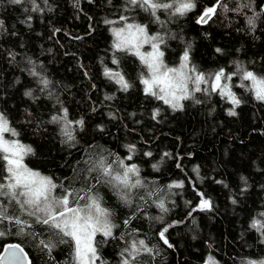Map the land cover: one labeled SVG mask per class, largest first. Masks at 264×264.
Wrapping results in <instances>:
<instances>
[{
	"label": "trees",
	"instance_id": "obj_1",
	"mask_svg": "<svg viewBox=\"0 0 264 264\" xmlns=\"http://www.w3.org/2000/svg\"><path fill=\"white\" fill-rule=\"evenodd\" d=\"M213 2L197 0V8L182 17L169 19L166 13H158L166 21L163 28L146 12L138 21L147 24L150 33L165 36L162 49L168 65L178 64L187 49L191 64L205 74L219 68L236 72L239 65L264 75V13L256 19L254 30L245 15L222 10L207 24H198L203 8ZM239 2L223 0L229 9ZM37 3L42 12H32L30 2L13 5L0 0V19L5 21L0 28V111L21 141L33 148L34 153L26 157L31 168L82 196L92 188L112 211L119 227L115 238L100 244L107 264H119L118 253L131 239H144L153 248L151 255L142 253L136 264H204L209 254L219 264L264 258V237L251 227L252 220L264 212V102L254 98L250 87H239L242 81L237 75L231 82L242 100L236 115H229L233 106L216 92H196L181 102L182 109H173L144 93L140 76L147 70L139 58L112 47L111 28L120 24L119 16L133 18L131 11H124L126 0ZM263 3L255 0V10ZM244 12L252 15L249 9ZM106 19L117 23L105 24ZM114 54L118 65L112 63ZM105 67L124 74L131 87L121 90L104 75ZM33 70L40 77L33 76ZM40 78L51 81L43 92ZM28 91L33 95H26ZM62 108L68 109L69 120L84 121L83 126L70 125L72 142H65L63 125L51 121L52 115L62 114ZM127 145H135L136 151L126 163L138 165L143 181L131 192V206L104 182L98 167L101 158L111 163L117 156L129 155ZM147 152L152 155L146 156ZM90 168L95 170L89 172ZM178 181L184 182L182 188L169 189ZM199 192L212 200V210L192 211L199 203ZM60 194L57 189L56 195ZM161 200L167 211L158 206ZM0 201L5 207L3 197ZM10 205L7 214L19 216L31 227L20 233L12 221L0 223V231L6 233L0 236V251L7 243H19L32 264H68L71 248L59 243L56 231L36 223L15 202ZM129 219L125 225L123 221ZM170 224L174 226L166 236L171 248L158 236ZM41 240L56 246L48 251Z\"/></svg>",
	"mask_w": 264,
	"mask_h": 264
},
{
	"label": "snow or ice",
	"instance_id": "obj_2",
	"mask_svg": "<svg viewBox=\"0 0 264 264\" xmlns=\"http://www.w3.org/2000/svg\"><path fill=\"white\" fill-rule=\"evenodd\" d=\"M30 2L32 12H42L43 9L37 3V0H10L13 5H23ZM47 4L48 0H44ZM255 0H240L236 8L229 9L223 0H214L208 6H205L197 18L198 24H207L219 11L237 12L245 15L247 25L254 30L255 21L261 13H264V4L260 5L259 11L254 8ZM197 0H126L124 11H134L136 9L148 13L153 21L162 28L166 21H162L158 13H166L171 19L176 16H185L189 12L197 8ZM244 9L252 11L251 16H247ZM24 12L29 9L25 7ZM31 16L26 17V21H30ZM119 21L123 22L122 26L112 27L111 32L114 36L113 49L115 52L131 53L139 58L140 62L145 66L146 73H141L140 82L143 84V91L146 95H151L164 104L169 105L173 109H182L184 100L190 99L196 92H216L227 100L233 106L229 110V115H236L235 108L242 103V100L232 90L233 77L239 75L241 84L239 87H250L257 101L264 102V75H258L254 71H250L237 65L236 72H227L225 68H219L211 74H205L191 64L190 53L186 49L180 57L178 67H170L165 63V52L162 46L166 44L165 36L160 32L150 33L147 24L137 23L134 18L128 15H120ZM105 24H116L117 21L105 20ZM5 21L0 19V28H4ZM6 30V29H5ZM56 31H59L57 29ZM144 45H149L151 51H141ZM217 52L221 49L217 48ZM9 55H12L11 53ZM15 58L14 56L12 57ZM113 64H119V59H112ZM33 76L40 77V73L33 70ZM104 75L115 81L121 90L127 91L131 84L120 71H114L105 67ZM243 81L250 82L245 85ZM38 83L43 87V92L49 87L51 81L47 78H40ZM193 87L190 88L189 84ZM207 85L208 87H201ZM32 96V91L25 93ZM51 93H49L50 95ZM110 99V97H108ZM200 101H197L199 103ZM61 115H52L53 123L62 124V132L66 137L65 142L75 140L70 125L73 123L83 126V119L71 121L68 119V109L62 108ZM159 110L155 114H158ZM11 137V138H9ZM19 137V132L12 126L7 115L0 111V162H2V171H0V197H5L9 202H15L19 205L22 213H26L29 217H34L36 223L44 224L54 229L59 235V243L69 245L71 248V256L68 264H107L101 254L100 244L108 239L115 238L114 230L119 227L113 221V213L109 208L102 205L101 198L93 193L92 188L87 190L86 195H80L79 191L74 188H66L63 184H58L51 176L44 175L40 171L30 168L25 163V157L34 153L31 145L23 143ZM129 155L126 157L117 156L111 163H105L103 158L98 165L101 175L105 178L104 182L116 189L119 198L126 204L131 206L132 201L130 195L133 189L143 186L140 178V169L136 163H126L132 161L135 155V145L126 146ZM151 156V152L145 153ZM169 155L168 153L164 154ZM116 165L114 167L113 165ZM155 168L156 165H153ZM95 169L90 168L89 172ZM100 180H97L99 183ZM183 181L169 184L171 188H182ZM60 189L61 194L56 195V190ZM82 191V190H81ZM199 203L192 211H210L213 208V202L205 196V193L199 192ZM141 199H143L141 197ZM85 203L81 204L80 201ZM235 204L237 201L232 200ZM158 206L167 211L164 201H159ZM135 213H133V216ZM191 215V213H189ZM131 219V218H130ZM124 220L125 225L130 223ZM5 220L12 221L19 226L18 231L23 233L25 228L31 227L26 220L19 216H9L3 202L0 201V223ZM181 223L176 221L174 224ZM170 224L158 233L159 238L169 248L173 245L169 242L166 233L168 228L173 227ZM251 227L260 232L264 237V212L259 214V218H254ZM4 231H0V236H5ZM101 238L100 243L97 237ZM123 239V237H121ZM264 242V241H262ZM40 244L44 248L51 251L55 244H46L43 240ZM146 253L151 255L153 248L149 247L144 239H131L127 242L119 253V264H136L138 257ZM0 264H32L28 253L18 243H9L4 245L3 251H0ZM204 264H219L214 256L209 254ZM244 264H264V258L251 259L245 258Z\"/></svg>",
	"mask_w": 264,
	"mask_h": 264
},
{
	"label": "rangeland",
	"instance_id": "obj_3",
	"mask_svg": "<svg viewBox=\"0 0 264 264\" xmlns=\"http://www.w3.org/2000/svg\"><path fill=\"white\" fill-rule=\"evenodd\" d=\"M131 13H132V16H133V18L135 19V21L137 22V23H139V21H138V19H141V18H143L144 16H145V12L144 11H142V10H134V11H131ZM119 25H116L115 27H119V26H122V23L123 22H120L119 21ZM163 50V49H162ZM141 51H144V52H147V51H151V48H150V46L149 45H144L143 46V48L141 49ZM164 59H165V57H164ZM166 63V62H165ZM180 63V62H179ZM179 63L178 64H175V65H173V64H171V65H169L170 67H178L179 66ZM189 87L190 88H192L193 87V85L190 83L189 84ZM9 138H11V137H9ZM18 139H20L19 137H17ZM21 140V139H20ZM25 163L27 164V162H26V157H25ZM28 165V164H27ZM29 166V165H28ZM30 167V166H29ZM31 168V167H30ZM36 170V169H35ZM39 171V170H38ZM56 194V193H55ZM3 199H4V203H5V208H6V210H10V208H11V205H10V202L8 201V199L7 198H5V197H3ZM80 203L81 204H83V203H85V201H80Z\"/></svg>",
	"mask_w": 264,
	"mask_h": 264
},
{
	"label": "water",
	"instance_id": "obj_4",
	"mask_svg": "<svg viewBox=\"0 0 264 264\" xmlns=\"http://www.w3.org/2000/svg\"><path fill=\"white\" fill-rule=\"evenodd\" d=\"M264 4V3H263ZM7 244H9V243H7ZM19 244V243H18ZM6 245V244H5ZM21 245V244H20ZM22 246V245H21ZM23 247V246H22ZM24 248V247H23ZM25 250V249H24ZM2 251H3V249H2ZM26 251V250H25ZM30 259V258H29Z\"/></svg>",
	"mask_w": 264,
	"mask_h": 264
}]
</instances>
